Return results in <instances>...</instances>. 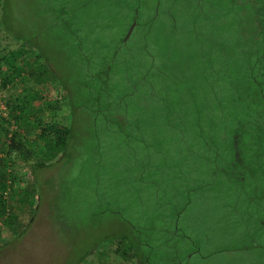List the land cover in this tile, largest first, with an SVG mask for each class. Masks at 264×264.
<instances>
[{
  "label": "trees",
  "instance_id": "16d2710c",
  "mask_svg": "<svg viewBox=\"0 0 264 264\" xmlns=\"http://www.w3.org/2000/svg\"><path fill=\"white\" fill-rule=\"evenodd\" d=\"M176 1L187 4L184 8L179 6L182 18L171 10L173 6L164 9L163 0H155L148 17L143 13L144 7L139 6H142L141 0H36L35 5L41 29H50L51 41L79 71L76 80L63 82L37 52L34 60L39 58L40 63L36 65L35 73L39 78L32 76L35 81L43 82L52 75L55 80L59 79L56 82L66 93L69 106L76 100L83 103L82 108L91 113L93 131L97 132L96 151L107 152L114 148L119 151L124 147L127 151L121 168L138 164V170L151 172L153 178L167 176L168 187H181L168 192L174 199L179 196L181 204L167 203L175 209H169L164 229L152 225V244L135 237L138 226L133 227L135 234L131 236L111 239L113 252L120 259L132 258L139 264H148L144 256L146 248L163 246L161 232L171 237L168 240L172 236L179 237L184 249L187 248L189 236L178 235V219L191 191L199 186L191 185L189 179H195L200 173L194 167L190 169V164L204 159L211 164V176L217 171L229 184L227 192L243 189L229 207L238 216L245 212L257 213L255 227L259 234L255 232L257 238L251 245L255 249L264 245V0ZM163 16L168 19V24L161 33L166 31L167 34L161 35L168 36V44L158 48L152 42L157 38L152 25L162 23ZM118 19H128L123 25L125 31L132 21L134 24L128 36L120 37L105 55L110 35L115 32L114 21ZM4 20L5 17L3 24ZM3 24L1 28L8 33L4 27L7 25ZM16 41L19 40L16 38ZM19 43L25 45L24 41ZM174 46L178 55L185 51L191 54L181 59L174 53ZM2 60L7 70L0 79V86L4 87L16 77L13 71L16 60L12 56L10 60ZM41 73L46 77L41 78ZM178 73L190 77L189 86L175 84ZM77 79L80 85L74 92L71 86ZM23 104L24 101L17 106L8 105L6 116L0 114V134L7 142L5 147L0 142V150L4 151L3 156L16 151L34 170L58 153L64 156L70 129L51 122L38 131L36 126L28 123L29 114ZM153 107L157 108V113L153 112ZM148 112L152 114L150 118L155 114L163 115L173 137L176 135L180 143L174 149L176 152L171 153L169 164L151 163V155L163 153L165 149L153 152L150 138H146L141 130L147 123L144 116ZM18 120L23 132L27 133L28 128L34 132L32 141L19 132L8 133L6 127L1 126L2 121ZM35 122L39 125L40 119L35 117ZM104 136H115L117 142L111 140L110 148L104 147L102 145L107 144ZM188 152L194 154L193 159ZM209 152L220 156L209 157ZM141 154L148 155L140 158ZM8 172L0 169L1 215L6 213L4 194L10 184ZM102 175L96 180L100 182L97 186L102 183ZM137 180L141 186L145 182V188L155 184L152 178L133 177V181ZM134 189L138 190L136 196L141 195L135 185L122 186L118 193L130 195ZM248 190H255L262 199L253 203ZM154 194L160 201L159 192ZM194 254L196 251H186L179 264H188Z\"/></svg>",
  "mask_w": 264,
  "mask_h": 264
},
{
  "label": "rangeland",
  "instance_id": "374dc122",
  "mask_svg": "<svg viewBox=\"0 0 264 264\" xmlns=\"http://www.w3.org/2000/svg\"><path fill=\"white\" fill-rule=\"evenodd\" d=\"M167 1L163 0V8L173 6L171 10L182 18L179 6L184 8L187 4H180L176 0H171L173 3ZM141 4L139 6L144 7L146 17L151 16L149 10L155 0H141ZM35 5L36 0H0V79L7 72L2 59L10 60L12 56L16 60L13 68L16 77L11 81L12 84L0 86V114L6 116L8 105L17 106L24 101L23 106L29 114L26 119L38 131L51 122L66 125L70 131L64 156L58 153L34 170L21 160L16 151L3 156L4 151L0 150V169L9 171L7 180L10 183L4 194L6 213L0 214V264H139L132 258L127 261L120 259L113 252L114 242L111 239L131 236L135 234L133 227L138 226L135 237L152 244V225L164 229L167 224L165 217L171 208L169 204H181L179 196L174 199V195L168 192L180 190L181 187H168L167 182L170 180L167 176L153 178L151 172H144L142 168L138 170V164L121 168L127 151L124 147L119 151L117 148L108 149L107 152L96 151L97 132L93 131L91 113L84 110L83 103L78 100L75 103L72 101V106H69L66 93L56 82L59 79L63 82L76 80L78 67L69 63L59 46L51 41L50 29H41ZM161 20L162 23L155 22L152 25L154 37H157L152 42L158 48L168 44V36L161 35L167 34L166 31L161 32L166 29L168 19L163 16ZM127 22L128 19L114 21L115 32L110 35L105 55L112 44L120 37H125L127 31L123 25ZM1 24L7 25L4 27L8 33L10 31L9 34L1 28ZM16 38L20 42L24 41L25 45L22 46ZM173 50L178 55L175 46ZM37 52L40 53V59L49 62L47 64L54 75H58V80L52 75L48 80L49 77L41 73L40 77H46L47 80L40 83L35 81L32 76L39 78V74L35 73L36 65L40 63L39 58L34 60ZM187 52L178 56L183 59L191 54ZM156 79L159 80L158 75ZM189 79V76L178 73L175 84L189 86ZM79 85L77 79L71 86L72 90L77 92L76 87L79 89ZM156 109L153 107L154 113H157ZM151 115L148 112L144 116L147 123L141 130L146 138H150L153 152L165 149L163 153L151 155V163L169 164L171 153L176 152L174 149L180 143L176 135L173 137L163 115L155 114L150 118ZM35 117L40 119L39 125ZM1 126L3 129L6 127L8 133L19 132L28 140L34 139L32 130L28 128L27 133L22 131L19 120L9 123L2 121ZM2 137L0 134V142L5 147L7 142ZM192 138L196 139L194 136ZM111 140L117 142L115 136H104L107 144L102 146L110 148L108 143ZM188 154L193 159L194 154ZM215 154L209 152V157L220 156ZM146 155L141 154L139 157ZM192 167L200 174L195 179L190 178L193 184L190 183L199 186L191 191L181 211L177 232L179 236H189L187 248L184 249L179 237L172 236L168 240L171 237L161 232L160 242L163 246L145 249L144 256L148 264H179L186 251H196L188 264H264V245L257 249L251 245L257 238L256 233L259 234L255 227L257 213L245 212L238 216L229 207L243 189L227 192L229 184L219 177L217 171H213L215 174L211 176V164L206 163V159L195 165L190 164V169ZM101 175L102 183L97 186L100 182L96 180L101 179ZM140 176L152 178L155 184L145 188V182L141 186L139 180L133 181V177ZM119 183L124 185L120 186ZM125 184L139 187L141 195L136 196V189L130 195H120L118 192L122 186L126 187ZM155 192H159L160 201ZM247 192L252 194L253 203L260 199L255 190Z\"/></svg>",
  "mask_w": 264,
  "mask_h": 264
},
{
  "label": "water",
  "instance_id": "95a60500",
  "mask_svg": "<svg viewBox=\"0 0 264 264\" xmlns=\"http://www.w3.org/2000/svg\"><path fill=\"white\" fill-rule=\"evenodd\" d=\"M131 28H132V25H130V26L128 27V29H127V32H126V35H125L124 39H125V38L128 36V34H129V32H130Z\"/></svg>",
  "mask_w": 264,
  "mask_h": 264
},
{
  "label": "flooded vegetation",
  "instance_id": "af4514ba",
  "mask_svg": "<svg viewBox=\"0 0 264 264\" xmlns=\"http://www.w3.org/2000/svg\"><path fill=\"white\" fill-rule=\"evenodd\" d=\"M133 24H134V22L132 21L130 25H132V26H133ZM130 25H129V26H130Z\"/></svg>",
  "mask_w": 264,
  "mask_h": 264
},
{
  "label": "crops",
  "instance_id": "0c3cea01",
  "mask_svg": "<svg viewBox=\"0 0 264 264\" xmlns=\"http://www.w3.org/2000/svg\"><path fill=\"white\" fill-rule=\"evenodd\" d=\"M24 78V77H23ZM12 84V82H10Z\"/></svg>",
  "mask_w": 264,
  "mask_h": 264
}]
</instances>
